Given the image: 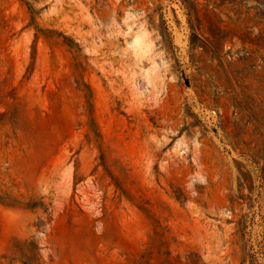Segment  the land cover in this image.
<instances>
[{
    "label": "rangeland",
    "instance_id": "374dc122",
    "mask_svg": "<svg viewBox=\"0 0 264 264\" xmlns=\"http://www.w3.org/2000/svg\"><path fill=\"white\" fill-rule=\"evenodd\" d=\"M0 264H264V0H0Z\"/></svg>",
    "mask_w": 264,
    "mask_h": 264
}]
</instances>
